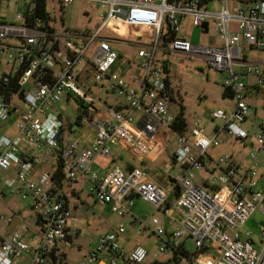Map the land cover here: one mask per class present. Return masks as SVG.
<instances>
[{
  "label": "built area",
  "instance_id": "obj_1",
  "mask_svg": "<svg viewBox=\"0 0 264 264\" xmlns=\"http://www.w3.org/2000/svg\"><path fill=\"white\" fill-rule=\"evenodd\" d=\"M3 1L9 0L0 4ZM14 1L23 4L16 14L23 25L0 21V85L16 86L14 91L0 88V197L16 195L30 201L36 220L33 226L20 221L9 233L0 232V264H20L22 259L28 264H63L60 246L71 240L67 225L71 207L63 188L79 178L95 201L119 217H134L136 198L173 220L176 214L177 227L170 234L155 214L141 220L139 230L151 229L158 252L170 254L174 264H264V185L255 179L257 157L264 151V117L247 167L239 170L233 154L217 159L207 154L208 147L219 145V134L243 142L249 137L240 126L250 109L246 89L264 88V64L248 62L243 44L264 49V0H84L103 10L100 24L87 33L55 31L47 0V22L39 18L27 26L23 13H34L40 0ZM54 1L63 9L74 0ZM210 1H218L219 10H209ZM185 19L203 31L212 23L220 44H193L181 37ZM106 28L141 40L125 41L136 46L137 62L120 66L121 56L113 47L118 39L105 34ZM171 53L200 57L223 75L231 106L210 112L211 120L220 121L213 126L212 137L204 135L198 119L183 132L172 129L177 112L171 111L169 64L162 58ZM63 95L74 96L86 107L83 120L95 129L88 146L79 148V140L71 136L68 127L77 123L65 125L62 114L51 111ZM109 97L118 101V107L107 105ZM95 106L106 119L94 114ZM10 124L14 134L8 132ZM164 131L175 135L173 169L166 185L152 179L147 167L124 170L113 165L100 173L90 166L97 156L110 155L113 145L136 147L148 155ZM44 146L62 164L60 190L54 191L53 172H38L32 158L31 150L42 151ZM198 171L207 174L200 182ZM255 209L263 215L257 244L250 232H240ZM12 218L5 220L8 225ZM124 231L119 224L99 236L81 264H145L144 247L137 244L128 252L120 246L118 237ZM187 237L194 240L193 252L184 247Z\"/></svg>",
  "mask_w": 264,
  "mask_h": 264
},
{
  "label": "rangeland",
  "instance_id": "obj_2",
  "mask_svg": "<svg viewBox=\"0 0 264 264\" xmlns=\"http://www.w3.org/2000/svg\"><path fill=\"white\" fill-rule=\"evenodd\" d=\"M22 6V3L16 4L14 0L3 1L0 4V21L6 24L23 25L22 20L16 17V14L22 11ZM208 8L211 11H217L220 8V3L218 1H210L208 3ZM47 11L51 17L50 22L55 31L61 32L66 30L72 33H87L93 31L100 24V14L103 10L95 4H91L90 2L84 0H74L63 9L57 1L47 0ZM104 33L110 34L112 38L118 39V41L113 42V47L121 56L120 66L125 62L131 64L133 61L137 62L139 60L136 55V46L125 42L138 43L141 41L139 38L126 37L123 34L115 32L109 28H106ZM179 35L181 37H185L193 44H220L219 37L213 29L212 23H210L207 32H204L200 27H193L191 23H189V19H186L181 23ZM146 41L147 39L144 38V42ZM243 46L245 47L244 53H246L248 61H264V49L248 48L245 44H243ZM162 58L169 64L168 80L172 86V94L170 97L171 111L177 112L179 105L182 104L184 107V118L187 124L190 126L194 120L198 119V126L202 127L205 130V133H208L215 124L220 123L218 120L215 121L209 118L210 112L218 108L229 110L231 105L229 97L227 95L223 96V91H225V89L222 86V73L210 68L200 57L180 53H171L164 54ZM131 77L132 76L130 74H126V78L128 80H130ZM97 89L98 86L93 88L94 91H97ZM99 97L102 99L104 98V96L100 94ZM105 100L108 103L113 102V98L111 97L106 98ZM18 105L23 109L26 108V105L22 101H18ZM63 105L65 106L64 110L61 108ZM51 111L54 113L60 112L63 118L68 122L75 121L80 112L79 106L76 103V98L72 96L71 99L67 101V97L64 95L62 100L56 103ZM89 111L91 112L92 110L89 109ZM258 112L259 113L255 116L253 107H250L248 120L240 123V126L248 132L249 137L247 141L251 140V143H255L256 135L261 132L260 122L264 115V111ZM13 121L14 120H11V122ZM12 124H10L9 128L11 130L10 134H14ZM89 126V122L85 120L80 121V127H83L84 130L90 129ZM84 130H81L82 138L87 136ZM1 132L2 131H0V134ZM219 142L218 146L210 147L207 150V154H211L215 159H217L229 152H241L243 153L244 158H249L248 156L251 149L248 147L251 143L244 147L242 144L243 141L232 136H226L225 134H219ZM170 147L171 152H173L175 146L170 144ZM112 148L114 151L115 147L112 146ZM116 150H119L123 155L121 159H118L120 167H122L125 163H132L136 167H141L140 162L132 159L128 153L117 147ZM42 151L38 148H33L31 150V154L38 159L40 158ZM106 158H108V156H106ZM168 160L169 158L165 155V153L160 152L159 155H157L155 162L147 165L149 169L152 170L155 165L162 166L164 162L168 165ZM259 160L264 163V151L261 153ZM207 167L210 168V164H208ZM165 169L166 168L162 166V168L159 169V172L164 174L166 172ZM239 170L238 173H240ZM255 170L257 173L255 179L258 180V170L256 167ZM9 173L12 175L15 174L14 169L10 168ZM218 173L219 170H216L214 172V176L218 175ZM202 174L203 172H196L198 178L196 180L197 182H200L199 178ZM76 185L78 190H80L79 198L69 195L71 202L76 203V207H72L70 209L71 215L67 223L68 228L70 229L69 232L71 240L67 245L62 244L60 246L61 250L65 253L62 261L63 264H81L83 256L88 253L89 249L95 247L97 238L102 234L113 231L119 224L124 225L126 229L125 234L134 235L137 233L139 235L138 236L136 234L139 237V244L142 245L148 252V256L145 261H150L155 258L153 256L154 252H157V259H165V254L158 252L157 239L149 230L139 231V226L137 224L133 226L129 218L119 217L110 211L108 205L93 201V197L88 195V185H83L82 183H78ZM31 208L32 204L30 201L23 200L16 195H5L0 197V217L4 216V220L0 219V232L4 234L10 232V227L5 220L13 216H19L22 223L27 226H33L36 216ZM153 208L154 207L151 205H145L144 215L150 218L152 213H156L162 218L163 215L160 212L154 211ZM262 219L263 215L261 211L259 209H255L240 229V232L242 233L250 232L251 236L255 239L256 244L259 236L258 226ZM91 220H93L94 223H91ZM162 221H164L163 218ZM165 227L170 229L169 232H171L176 228V225L172 226L171 223H167L165 224ZM31 244H34V242L32 241ZM184 247L189 252L195 251L196 247L194 245L193 238L187 237L184 240ZM20 264L28 263L25 259H22ZM166 264L173 263L169 261L166 262Z\"/></svg>",
  "mask_w": 264,
  "mask_h": 264
},
{
  "label": "crops",
  "instance_id": "obj_3",
  "mask_svg": "<svg viewBox=\"0 0 264 264\" xmlns=\"http://www.w3.org/2000/svg\"><path fill=\"white\" fill-rule=\"evenodd\" d=\"M208 29H209V26H208ZM246 57H247V55H246ZM246 60H247V58H246ZM248 62L264 64V61H248ZM246 90H247V102L249 103L250 107H253V111L255 112V116H256L257 113H259L258 111H261V112L264 111V88H262V89L247 88ZM69 100H70V98H67V101H69ZM117 103H118V101L113 98V102L112 103L111 102H109V103L107 102V105L118 107ZM61 108L64 110L65 106L63 105ZM98 109L99 108L97 106H95V107H93L92 110H94V113L97 116L106 119V117L104 116L103 112L100 109L99 110ZM137 116H138V114L135 113V117H137ZM263 117H264V115H263ZM247 120H248V117L245 120V122ZM11 127H12V125H11ZM70 128L72 129L71 136H73V137H75V138H77L79 140V148L88 146L93 141V138L95 136V129L91 125L89 126L90 129L84 130L83 127L82 128L80 127V122H79L77 124L72 125V127H70ZM213 128L214 127H212V129L208 132L209 134L205 133V130L203 129L204 135L207 136V137H212L213 136ZM81 130H84V132L87 134L86 137L82 138V136H81V132L82 131ZM8 132H11V130L9 129ZM174 140H175V135L173 133H170V132H167V131H164V132L160 133L159 135L156 136L155 141L153 142V145H152L151 152L148 155H142L137 150L136 147L126 148V147H123L121 145H118V146L113 145L115 147L114 151H113V148H112L111 154L108 155V158H106V156H97L96 158H94L92 160L90 166H91V168L93 170H96V171H98L100 173H105V172L109 171L110 168L113 165H118L120 167V165L118 164V159L119 158L121 159L123 157V155H122V153L119 150H116V147L120 148V149H122V151L128 153L131 156L132 159H135L136 161L140 162L141 167L142 166L143 167H148L147 164L154 163L155 160H156L157 155H159L160 152H164L165 155L169 158V160H168L169 164L168 165H167V163L165 164V162H164L165 166H164V164H162V166L164 168H166L165 169L166 172L164 174H161L159 172V169H161L162 166H159V165H157V166L155 165L153 167V169L150 170V171H151V178L152 179H154L160 185H166V184L169 183L168 179H169L170 173H171V171L173 169L172 154L174 153V151L171 152L170 144L175 146ZM250 143H251V140H248V141L246 140L242 144L245 147V146H247ZM250 145H249L248 148H250ZM211 147H213V146H211ZM214 147H216V146H214ZM209 148L210 147H208L207 150ZM174 150H175V147H174ZM261 153H263V151L260 152V154L258 155V157H257V165L255 167L258 170V183L260 185H264V163H262V161L259 160ZM226 154H233L234 161L237 164V166L239 167V169H243V168L247 167L250 164V162H248L249 158H246V157L244 158L243 153H241V152H238V153L229 152V153H226ZM208 155L211 157V159H215L211 154H208ZM32 158L36 162V166H37V171L38 172H43V171L54 172V170L56 168V165H57V161H56V158H55L53 152L51 150H49L48 147H46V146L43 147V151L41 153L40 158L37 159L33 155H32ZM132 167H136V166L134 164H132V163H125L120 168H122L124 170H127V169H130ZM210 168H211V166H210ZM199 172H203V174L199 178L200 180L205 175H207L206 172H204V171H199ZM197 179L198 178H197V175H196V180ZM78 183H82L83 185H85L82 182V180L79 178L75 182L69 183V186H65L63 188V193L66 195V200L69 203V206L71 208L72 207H76V203L75 202H71V200L69 198V195L76 196V197L79 198L80 190H78V187H76L77 186L76 184H78ZM88 195H90V194H88ZM172 199H173V195L170 196V201ZM93 201H95V200L93 199ZM147 204L151 205L149 203H146V202L136 198L135 199V213H134V217L125 216V218H129V220H130V222H131V224L133 226L137 224L139 226V228H140V223H141L140 221L149 218L146 215H144V206L147 205ZM153 209H154V211H156L155 208H153ZM157 212H160L163 215L162 218H163L164 221H162L161 216L157 215L156 213H152V214H155V215L159 216L161 218L162 223L164 222L163 223L164 225L167 224V223H171L172 226L176 225V227H177L178 216L176 214H174V213L172 214V216H174V220H173L167 214H164L161 211H157ZM90 222L94 223L93 220H91ZM34 223H35V221H34ZM167 227H165L166 230H167V233L170 234L171 233V232H169L170 229H168ZM115 229H116V227H115ZM144 230H149L153 234L151 229H144ZM125 233H126V229H125L123 234L119 235L118 241H119V244L122 247V249H124L125 251L129 252L130 250H132V248L135 245H137V244L140 245L139 244V237H138L139 235L137 233L136 234L138 236L136 234L128 235V234H125ZM147 256H148V252H147ZM153 256L155 258H153L150 261H145V264H152L154 262H169V261H171L174 264L173 258L170 256V254H165L164 255L165 259H157V252H154Z\"/></svg>",
  "mask_w": 264,
  "mask_h": 264
},
{
  "label": "trees",
  "instance_id": "obj_4",
  "mask_svg": "<svg viewBox=\"0 0 264 264\" xmlns=\"http://www.w3.org/2000/svg\"><path fill=\"white\" fill-rule=\"evenodd\" d=\"M47 15H48V13L46 11V3L44 0H40L36 3V10L34 13L28 14L27 11H25L23 13L24 23H25V25L32 27L35 25V23L37 22V19H39V18L44 19L45 22H47V20L49 19V16H47ZM204 32H207L206 27H205ZM0 88L5 89V90L9 88V89L14 91L16 89V86L13 83H9V84H1ZM226 92H227L226 90L223 91V96H226V95L228 96V94ZM76 103L79 106V110H81V108L83 110L86 108L81 100L76 99ZM187 126H188V124L184 118V107L182 104H180L178 107L177 114H176V121H175L172 129L175 132H183L187 129ZM70 127H72V126H69L68 129H70ZM63 176H64V173L62 170V164L60 161H58L56 168L53 172L54 191L60 190L62 188ZM69 239H70V237H69ZM152 264H166V262H154Z\"/></svg>",
  "mask_w": 264,
  "mask_h": 264
},
{
  "label": "water",
  "instance_id": "obj_5",
  "mask_svg": "<svg viewBox=\"0 0 264 264\" xmlns=\"http://www.w3.org/2000/svg\"><path fill=\"white\" fill-rule=\"evenodd\" d=\"M20 222V217L19 216H13L12 221L9 224L10 231L14 229V227Z\"/></svg>",
  "mask_w": 264,
  "mask_h": 264
},
{
  "label": "flooded vegetation",
  "instance_id": "obj_6",
  "mask_svg": "<svg viewBox=\"0 0 264 264\" xmlns=\"http://www.w3.org/2000/svg\"><path fill=\"white\" fill-rule=\"evenodd\" d=\"M84 110L81 108V110H80V112H79V115L77 116V119H75V121H73V122H75V123H79L81 120H83V114H84ZM69 123H71V122H68V121H65L64 122V124L65 125H67V124H69Z\"/></svg>",
  "mask_w": 264,
  "mask_h": 264
},
{
  "label": "bare ground",
  "instance_id": "obj_7",
  "mask_svg": "<svg viewBox=\"0 0 264 264\" xmlns=\"http://www.w3.org/2000/svg\"><path fill=\"white\" fill-rule=\"evenodd\" d=\"M120 28H121V26H120ZM121 30V29H120Z\"/></svg>",
  "mask_w": 264,
  "mask_h": 264
}]
</instances>
